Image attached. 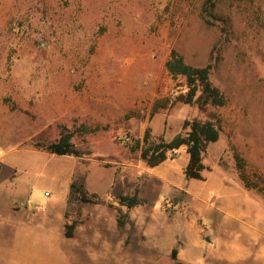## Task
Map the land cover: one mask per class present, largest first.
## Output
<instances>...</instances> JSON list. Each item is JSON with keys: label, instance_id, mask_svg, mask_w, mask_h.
<instances>
[{"label": "rangeland", "instance_id": "374dc122", "mask_svg": "<svg viewBox=\"0 0 264 264\" xmlns=\"http://www.w3.org/2000/svg\"><path fill=\"white\" fill-rule=\"evenodd\" d=\"M173 48L214 65L224 105H169L185 82L166 69ZM208 116L221 134L203 179L185 177V147L154 167L135 148L147 128L170 139ZM63 127L87 153L38 146ZM235 152L264 177V0H0V218L46 219L64 249L124 264H176L174 248L182 264H264V191L244 186Z\"/></svg>", "mask_w": 264, "mask_h": 264}, {"label": "trees", "instance_id": "16d2710c", "mask_svg": "<svg viewBox=\"0 0 264 264\" xmlns=\"http://www.w3.org/2000/svg\"><path fill=\"white\" fill-rule=\"evenodd\" d=\"M167 71L175 78L183 77L185 82L182 88L177 89L170 95L169 105L177 103L196 105L200 110L206 111L209 106H222L226 103V97L223 91L215 86L211 80V72L214 65L209 62L204 66H195L186 62L182 53L173 48L165 63ZM221 134L219 120L214 116L207 118H186L181 130L170 139L163 136L153 138L151 128H147L143 144L138 141L135 148L140 149L141 158L151 167L157 166L170 157H174L177 150L185 147L189 154V161L184 168V174L187 179H203V171L206 169L204 155L208 145L216 142ZM74 131L63 127L60 135L54 141L47 144H38L47 151L59 155L83 156L87 153L77 148L72 141ZM235 166L240 180L248 189H258L264 191V177L248 169L244 157L239 153H234ZM78 192L83 201L98 203L102 199L96 192L89 193L83 188ZM122 205L134 207L142 203V199L135 194H120L117 196ZM118 225L124 226L128 214L119 209ZM74 225H68L65 234L68 237L73 236ZM172 257L176 264H182L178 260V249L172 250Z\"/></svg>", "mask_w": 264, "mask_h": 264}, {"label": "crops", "instance_id": "0c3cea01", "mask_svg": "<svg viewBox=\"0 0 264 264\" xmlns=\"http://www.w3.org/2000/svg\"><path fill=\"white\" fill-rule=\"evenodd\" d=\"M46 225V219L0 218V264H124L122 251L64 249L47 234ZM112 255L118 260L112 262Z\"/></svg>", "mask_w": 264, "mask_h": 264}, {"label": "built area", "instance_id": "2783aa9c", "mask_svg": "<svg viewBox=\"0 0 264 264\" xmlns=\"http://www.w3.org/2000/svg\"><path fill=\"white\" fill-rule=\"evenodd\" d=\"M119 138H120L121 140H123L124 142H127V141H129V139H130L127 135H122V134L119 135Z\"/></svg>", "mask_w": 264, "mask_h": 264}]
</instances>
